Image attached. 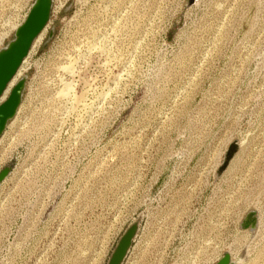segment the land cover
I'll use <instances>...</instances> for the list:
<instances>
[{"label": "rangeland", "instance_id": "rangeland-1", "mask_svg": "<svg viewBox=\"0 0 264 264\" xmlns=\"http://www.w3.org/2000/svg\"><path fill=\"white\" fill-rule=\"evenodd\" d=\"M24 65L0 264H108L134 223L123 264H264V0H55Z\"/></svg>", "mask_w": 264, "mask_h": 264}, {"label": "water", "instance_id": "water-1", "mask_svg": "<svg viewBox=\"0 0 264 264\" xmlns=\"http://www.w3.org/2000/svg\"><path fill=\"white\" fill-rule=\"evenodd\" d=\"M197 0H189V6ZM54 0H35L24 22L17 28L14 38L0 49V102L8 85L16 76L24 60L28 57L35 41L44 32L51 21ZM27 77L21 78L11 89L7 98L0 103V138L6 131L21 106L25 92ZM239 150L234 143L225 158L220 170L222 174L229 166ZM11 172L10 167L0 171V185ZM258 223L256 213L250 212L242 223L243 229L255 230ZM139 223H134L125 231L114 249L108 264H123L138 234ZM216 264H235L230 252H225Z\"/></svg>", "mask_w": 264, "mask_h": 264}, {"label": "bare ground", "instance_id": "bare-ground-1", "mask_svg": "<svg viewBox=\"0 0 264 264\" xmlns=\"http://www.w3.org/2000/svg\"><path fill=\"white\" fill-rule=\"evenodd\" d=\"M55 1V0H54ZM27 16V15H26ZM26 19V18H25ZM24 19V20H25ZM24 22V21H23ZM22 22V23H23ZM21 25V24H20ZM20 25H18V26H16V29L14 30V32L17 30V28L20 26ZM48 27V26H47ZM46 30H47V28L44 30V32L38 37V39L35 41V43H34V45H33V47H32V49H31V51H30V53H29V55L31 54V52H32V50L41 42V40H42V38L44 37V34L46 33ZM29 55H28V57H29ZM28 57L24 60V62H23V64H22V66L20 67V69H19V71L17 72V74H16V76L13 78V80L10 82V84L8 85V88L6 89V91L4 92V94H3V96H2V98H1V102L0 103H2L6 98H7V96L9 95V93H10V91H11V89L14 87V85L16 84V82H18L17 81V78H18V76H20L21 74H20V72L22 71V69H24L23 67L25 66L24 64L26 63V60L28 59ZM20 74V75H19ZM20 79V78H19ZM63 95L65 94V93H62ZM19 112V111H18ZM17 112V113H18ZM17 115V114H16Z\"/></svg>", "mask_w": 264, "mask_h": 264}]
</instances>
